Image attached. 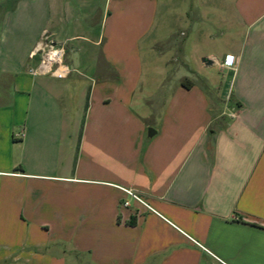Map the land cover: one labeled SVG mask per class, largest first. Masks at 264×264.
<instances>
[{
  "label": "crops",
  "instance_id": "crops-1",
  "mask_svg": "<svg viewBox=\"0 0 264 264\" xmlns=\"http://www.w3.org/2000/svg\"><path fill=\"white\" fill-rule=\"evenodd\" d=\"M0 264H264V0H0Z\"/></svg>",
  "mask_w": 264,
  "mask_h": 264
},
{
  "label": "built area",
  "instance_id": "built-area-1",
  "mask_svg": "<svg viewBox=\"0 0 264 264\" xmlns=\"http://www.w3.org/2000/svg\"><path fill=\"white\" fill-rule=\"evenodd\" d=\"M31 57L37 58V64L29 69V73L34 77L49 76L66 80L74 72V69L66 62L65 44L57 42L48 30L43 31ZM232 64L233 62L230 65ZM19 137H24V133H21ZM125 192L130 199L143 202L133 191L125 190ZM130 204V200L124 201V206L128 207Z\"/></svg>",
  "mask_w": 264,
  "mask_h": 264
},
{
  "label": "rangeland",
  "instance_id": "rangeland-1",
  "mask_svg": "<svg viewBox=\"0 0 264 264\" xmlns=\"http://www.w3.org/2000/svg\"><path fill=\"white\" fill-rule=\"evenodd\" d=\"M160 1H162V0H160ZM178 7H179V5H176L171 10L177 12L178 11ZM190 15H191V19H190V22H191L190 25L191 26L188 27V28H191V27H194V26H199L200 28L204 27L203 23H199V22L195 21V19L193 17V13H190ZM172 18L173 19H171V20H169V18H167L168 19V23H170V25H173V26L176 27V35L178 37H180L182 32L189 33V30H187L184 26H182V25L180 27L177 26L178 22H175V20H174V19H176L175 16H173ZM161 47H162V49H166L167 46L166 45H162ZM220 50H221V47H220ZM187 54H188V57H189V60H190V63H191L190 64L191 68H193L194 66H195V68H197V66H199L200 64L203 63V61H202L203 57H200L198 54H196L195 53V49H193V47L187 49ZM183 59H184V57L180 54V52L178 50H174L173 52H171V55L169 57V61H170L169 66H170L171 70H170V73L168 74V76L166 77V80H165V85H167V88L170 87V85L173 82L176 81V78L179 75H182L185 72V69L182 70V68H181V62L183 61ZM206 71H207L206 73L204 72V73L201 74L202 77L212 76L213 80H215V81L218 80V88L217 89L221 88V83L224 81V77H225L224 74H220L219 72H217V68H212V67L211 68H207ZM206 90H207L208 94L214 93L215 91H217V90H214V89L213 90H208L207 88H206ZM155 98H157V99H155V101L157 102V100L160 99L161 97L159 96V97H155Z\"/></svg>",
  "mask_w": 264,
  "mask_h": 264
},
{
  "label": "water",
  "instance_id": "water-1",
  "mask_svg": "<svg viewBox=\"0 0 264 264\" xmlns=\"http://www.w3.org/2000/svg\"><path fill=\"white\" fill-rule=\"evenodd\" d=\"M204 63H206L207 65L212 64L211 61L207 60V59H203ZM156 134V131L154 129H149L148 131V137L152 138L154 135Z\"/></svg>",
  "mask_w": 264,
  "mask_h": 264
},
{
  "label": "trees",
  "instance_id": "trees-1",
  "mask_svg": "<svg viewBox=\"0 0 264 264\" xmlns=\"http://www.w3.org/2000/svg\"><path fill=\"white\" fill-rule=\"evenodd\" d=\"M182 85H183L184 87H186V88H189V87L191 86V82L188 81V80H184V81H182Z\"/></svg>",
  "mask_w": 264,
  "mask_h": 264
}]
</instances>
